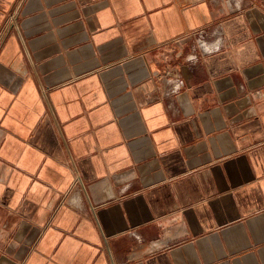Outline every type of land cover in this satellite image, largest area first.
I'll use <instances>...</instances> for the list:
<instances>
[{
  "label": "crops",
  "instance_id": "1",
  "mask_svg": "<svg viewBox=\"0 0 264 264\" xmlns=\"http://www.w3.org/2000/svg\"><path fill=\"white\" fill-rule=\"evenodd\" d=\"M0 264H264V0H0Z\"/></svg>",
  "mask_w": 264,
  "mask_h": 264
}]
</instances>
